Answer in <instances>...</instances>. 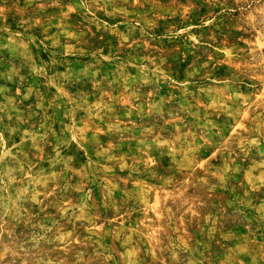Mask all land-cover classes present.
I'll list each match as a JSON object with an SVG mask.
<instances>
[{
	"label": "rangeland",
	"instance_id": "374dc122",
	"mask_svg": "<svg viewBox=\"0 0 264 264\" xmlns=\"http://www.w3.org/2000/svg\"><path fill=\"white\" fill-rule=\"evenodd\" d=\"M0 264H264V0H0Z\"/></svg>",
	"mask_w": 264,
	"mask_h": 264
}]
</instances>
